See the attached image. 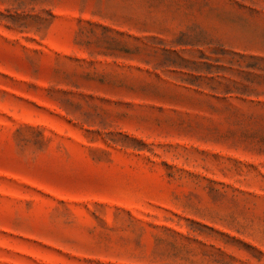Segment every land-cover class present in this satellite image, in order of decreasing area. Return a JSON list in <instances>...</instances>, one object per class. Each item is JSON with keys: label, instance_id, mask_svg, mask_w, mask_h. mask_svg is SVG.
I'll use <instances>...</instances> for the list:
<instances>
[{"label": "rangeland", "instance_id": "rangeland-1", "mask_svg": "<svg viewBox=\"0 0 264 264\" xmlns=\"http://www.w3.org/2000/svg\"><path fill=\"white\" fill-rule=\"evenodd\" d=\"M0 264H264V0H0Z\"/></svg>", "mask_w": 264, "mask_h": 264}]
</instances>
